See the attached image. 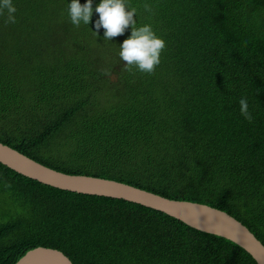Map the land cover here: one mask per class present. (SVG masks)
I'll return each mask as SVG.
<instances>
[{
    "label": "trees",
    "instance_id": "obj_1",
    "mask_svg": "<svg viewBox=\"0 0 264 264\" xmlns=\"http://www.w3.org/2000/svg\"><path fill=\"white\" fill-rule=\"evenodd\" d=\"M131 2L166 42L151 74L117 54L130 30L110 44L90 29L98 14L71 24L67 0H15L17 22L0 16V143L59 172L217 208L264 245V0H147L151 15ZM0 200V264L37 247L73 264H257L163 212L1 163Z\"/></svg>",
    "mask_w": 264,
    "mask_h": 264
},
{
    "label": "water",
    "instance_id": "obj_2",
    "mask_svg": "<svg viewBox=\"0 0 264 264\" xmlns=\"http://www.w3.org/2000/svg\"><path fill=\"white\" fill-rule=\"evenodd\" d=\"M115 79L116 77L112 80ZM0 163L24 177L52 188L125 200L163 212L193 229L235 243L249 253L257 264H264L262 242L240 221L217 208L189 201L172 200L115 180L59 172L2 143H0ZM18 261L19 264H73L63 252L44 247L28 251Z\"/></svg>",
    "mask_w": 264,
    "mask_h": 264
},
{
    "label": "clouds",
    "instance_id": "obj_3",
    "mask_svg": "<svg viewBox=\"0 0 264 264\" xmlns=\"http://www.w3.org/2000/svg\"><path fill=\"white\" fill-rule=\"evenodd\" d=\"M143 10L149 15L153 14V8L147 0L143 4ZM17 11L15 0H0V16L4 17L6 24L17 22ZM94 13L98 14L94 23L95 31L89 28L98 38L100 30L103 29V40L110 44H113L114 37L122 36L130 30L127 38L117 45L120 60L127 62L125 68H134L147 74L155 71L156 66L161 63V53L166 42L158 35L152 23L138 22L139 9L131 0H99V3L85 0L83 4L80 0H67V15L75 27L92 24ZM110 77H116L114 81L118 80L116 75ZM239 107L241 114L251 122L253 115L246 96L240 98Z\"/></svg>",
    "mask_w": 264,
    "mask_h": 264
},
{
    "label": "rangeland",
    "instance_id": "obj_4",
    "mask_svg": "<svg viewBox=\"0 0 264 264\" xmlns=\"http://www.w3.org/2000/svg\"><path fill=\"white\" fill-rule=\"evenodd\" d=\"M0 206H2V202H1V200H0Z\"/></svg>",
    "mask_w": 264,
    "mask_h": 264
}]
</instances>
